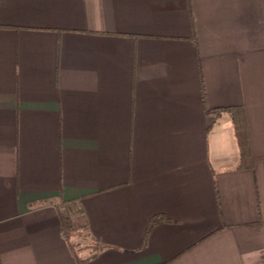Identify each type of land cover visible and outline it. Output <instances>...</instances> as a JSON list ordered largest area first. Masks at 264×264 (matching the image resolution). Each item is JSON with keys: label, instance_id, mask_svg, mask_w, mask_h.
<instances>
[{"label": "crops", "instance_id": "1", "mask_svg": "<svg viewBox=\"0 0 264 264\" xmlns=\"http://www.w3.org/2000/svg\"><path fill=\"white\" fill-rule=\"evenodd\" d=\"M77 258L264 264V0H0V264Z\"/></svg>", "mask_w": 264, "mask_h": 264}, {"label": "trees", "instance_id": "2", "mask_svg": "<svg viewBox=\"0 0 264 264\" xmlns=\"http://www.w3.org/2000/svg\"><path fill=\"white\" fill-rule=\"evenodd\" d=\"M218 113L217 111H210L209 114ZM231 116L235 136L237 139L238 148L240 151V166L242 168H249L251 165V151L247 131V123L245 115L241 108H233L227 111ZM82 215V210L73 201L65 203L62 211L59 212L60 233L70 242L71 238L76 233L75 219ZM169 222L164 216H155L150 221L146 228L145 238L155 225ZM84 229V228H83ZM74 248V245L72 246ZM90 258V257H89ZM78 264H84V260L77 258Z\"/></svg>", "mask_w": 264, "mask_h": 264}, {"label": "rangeland", "instance_id": "3", "mask_svg": "<svg viewBox=\"0 0 264 264\" xmlns=\"http://www.w3.org/2000/svg\"><path fill=\"white\" fill-rule=\"evenodd\" d=\"M77 228H76V231L75 232H77ZM75 236H76V234H74V236L71 238V239H75ZM76 241V240H75Z\"/></svg>", "mask_w": 264, "mask_h": 264}]
</instances>
